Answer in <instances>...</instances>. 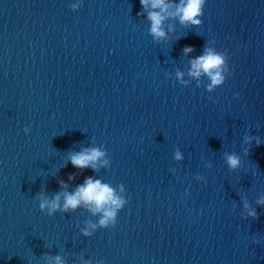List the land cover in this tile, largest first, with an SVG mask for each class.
I'll use <instances>...</instances> for the list:
<instances>
[{
  "label": "water",
  "instance_id": "obj_1",
  "mask_svg": "<svg viewBox=\"0 0 264 264\" xmlns=\"http://www.w3.org/2000/svg\"><path fill=\"white\" fill-rule=\"evenodd\" d=\"M201 19L157 41L140 0H0V264H264V144L247 139L264 140V0H207ZM206 47L232 68L212 91L189 75ZM86 147L109 165L74 167ZM87 176L128 198L91 235L100 214L39 207Z\"/></svg>",
  "mask_w": 264,
  "mask_h": 264
},
{
  "label": "clouds",
  "instance_id": "obj_2",
  "mask_svg": "<svg viewBox=\"0 0 264 264\" xmlns=\"http://www.w3.org/2000/svg\"><path fill=\"white\" fill-rule=\"evenodd\" d=\"M207 0H140V4L147 11V18L150 21V33L153 37L160 41L168 38L169 31L173 29L165 28V22L170 18H178L181 24L200 25L201 17L204 15V9ZM79 4H73V8H79ZM143 14V13H141ZM195 51L193 46L186 45L183 48L185 54ZM232 74V68L229 65V57L226 52H220L212 47H206L203 54L193 57L189 75L194 78H200L206 75L209 78L207 89L212 91L216 87L221 86L226 81V75ZM177 77L182 83H189L183 80L184 73L178 71ZM238 96L239 93H236ZM25 132H31V128L25 127ZM249 142L255 140L257 145L264 144V140L259 137H248ZM107 151L100 147H86L81 151L71 152L69 160L71 164L78 169L93 168L99 169L101 166H108L110 161L106 158ZM176 159L182 158V153H175ZM228 164L232 168L240 166L241 158L236 154H228L226 156ZM77 178L76 173L69 174L68 181H74ZM68 181L60 180L59 183L63 187V191L57 192L54 196L49 197L46 193L39 194V207L42 211H46L49 215H54L57 211H74L79 207H87L94 215L100 214L97 223H89L83 231L86 235H91L92 230L98 226H115L118 222L119 213L128 203V198L121 195L126 191L122 184L117 190L109 183L93 177L87 176L83 183L77 184L74 191H69ZM264 204V198L257 201ZM247 209V216L257 217L258 212L247 201L244 203ZM65 264L59 255L50 257L49 264ZM90 264V262H86Z\"/></svg>",
  "mask_w": 264,
  "mask_h": 264
}]
</instances>
